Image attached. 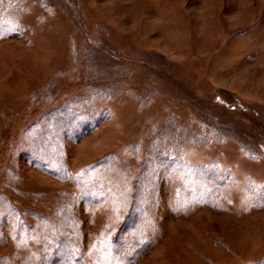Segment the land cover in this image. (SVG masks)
<instances>
[{"label": "rangeland", "instance_id": "rangeland-1", "mask_svg": "<svg viewBox=\"0 0 264 264\" xmlns=\"http://www.w3.org/2000/svg\"><path fill=\"white\" fill-rule=\"evenodd\" d=\"M4 261L264 264V0H0Z\"/></svg>", "mask_w": 264, "mask_h": 264}, {"label": "trees", "instance_id": "trees-1", "mask_svg": "<svg viewBox=\"0 0 264 264\" xmlns=\"http://www.w3.org/2000/svg\"><path fill=\"white\" fill-rule=\"evenodd\" d=\"M140 167V166H139ZM142 167H143V164L141 165V167H140V169L139 170H137V175L136 176H134L133 177V179H134V181H135V185L136 184H138L139 182H138V180H139V174H140V172H141V169H142ZM139 171V172H138ZM132 219V218H131ZM125 233V232H124ZM123 236H125V237H123V240L124 239H126L127 237H130L129 235H127V233H125ZM130 244H132V243H130ZM133 245V244H132ZM4 264H8L6 261H4Z\"/></svg>", "mask_w": 264, "mask_h": 264}]
</instances>
